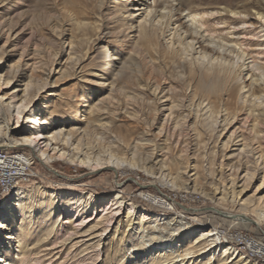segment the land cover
Segmentation results:
<instances>
[{"label":"bare ground","instance_id":"1","mask_svg":"<svg viewBox=\"0 0 264 264\" xmlns=\"http://www.w3.org/2000/svg\"><path fill=\"white\" fill-rule=\"evenodd\" d=\"M148 1L128 0L129 5L124 6L125 13L136 23L127 27L144 50L162 57L163 80L172 79L189 90L188 100L170 103L167 119L163 122L168 124L174 120V130H183L191 119L197 124L198 136L195 139L204 137L201 140L204 155L201 156L200 173L207 179L205 184L210 191L205 192L202 186L198 187L199 173L195 172L194 179L190 180L172 173L163 164L156 167L152 155L141 156L137 145L131 147L120 137L100 131L93 137L96 143L93 146L86 131L79 132L74 126L70 130L55 129L50 127L51 121L47 119L37 121V117L43 114L34 109L35 100L39 91L47 86L48 76L38 82L39 86L32 95L29 94V86L21 91H3L2 85H8L9 79L1 82L0 77V151L19 147L49 168L54 161H64L86 167L91 172L101 168L121 174L127 169L140 170L157 186L176 195L184 198L187 193L189 196L196 193L201 198H208L215 206L231 210L234 213L222 215L228 220L245 221L244 212L256 214L264 220L262 198L244 201L241 197L242 189L252 182L264 184V151L258 152V149H264L261 145L264 143V0H217L216 4L225 3L223 8H184L183 0H179L174 8L170 0H163V3L156 0L152 5ZM158 38L163 39L162 55L155 51ZM104 54L107 56L106 49ZM158 89L159 85H155L150 93L155 101L157 93L162 92ZM175 112L177 114L171 119ZM239 118L250 123L246 133L242 130L237 134L239 126L230 131L239 123ZM23 121H28L27 128L21 127ZM13 123L15 126L11 128ZM13 129L21 135L15 137ZM224 132L226 139L218 150L221 151L218 153L219 161L204 165L205 156H216L214 149H210L208 154L209 136L217 134L219 139ZM231 146H237V149L226 156L225 151ZM195 151L190 152L195 154ZM5 153L0 152V159L1 156L9 157V162L20 159L27 164L21 157ZM179 153L184 157L186 150L181 149ZM233 157L236 159L234 162ZM240 174L242 189L235 192ZM22 185L11 184L2 194L0 183V202L8 196L14 195L15 198V202L10 200L4 205L0 214V264H25L28 261L41 264L40 257L27 259L26 246L22 244V233L25 226L32 224L34 211L30 191ZM127 198L121 187L112 196L101 199L83 193H48L47 200H41L39 204L43 208L40 219L44 218L46 228L41 241L48 237V246L60 249L55 254L60 257L54 263L79 264L90 260L88 264H94L101 254L98 248L104 246L112 232L111 240L124 243V264H130L137 257L141 259L133 264H252L236 243L225 245L226 240H232V235L217 232L215 228L195 232L194 226L182 216L151 214L147 208L137 205L133 198ZM98 204H103L100 210L97 209ZM88 209L93 213L85 224L83 215ZM211 210L216 211L213 207ZM123 211L126 213L124 222L120 217ZM56 212L59 213L58 219L53 220L51 217ZM64 216H67L66 222L59 223ZM88 224L91 225L87 230ZM5 232L9 233L8 239L19 237L20 240L9 241L5 245L1 239ZM88 232L95 242L86 248L97 253L74 261L77 255L72 256L70 251L76 250L81 241L71 242ZM132 235L135 243L130 245ZM250 244L256 243L249 240L244 247L250 248ZM10 250L15 254L8 258ZM250 250L256 254V260H260V251Z\"/></svg>","mask_w":264,"mask_h":264},{"label":"rangeland","instance_id":"2","mask_svg":"<svg viewBox=\"0 0 264 264\" xmlns=\"http://www.w3.org/2000/svg\"><path fill=\"white\" fill-rule=\"evenodd\" d=\"M153 1L156 0H149L148 4L152 5ZM158 1L163 3V0ZM170 1L176 8L179 0ZM183 1L186 4L184 8L225 6L223 2L216 4L217 0ZM127 3L128 0H0V77L1 82L9 79L8 85H2V90L21 91L29 86V94L32 95L39 86L38 82L48 76L47 86L39 91L35 100L34 109L43 114L37 117V121L47 119L51 121L50 127L55 129L70 130L74 126L79 132L86 131L91 143L100 131L120 137L131 147L137 145L141 156L152 155L156 167L163 164L172 173L190 180L194 179L195 172L199 173L198 187L202 186L205 192H209L210 188L205 184L207 179L200 173L203 162L201 156L204 155L201 140L204 137L195 139L198 136L197 124L191 119L186 122L183 130H174V120L168 124L163 122L167 119L170 103L180 99L188 100L189 90L172 79L163 80L162 57L144 50L127 27L130 23L133 26L136 23V20H129L125 13L124 6L129 5ZM105 49L107 56L104 54ZM155 51L163 54V39L156 40ZM155 85H159L158 90L162 91L157 93L156 101L150 95ZM176 114L173 113L171 119ZM242 121L245 119L239 118V123L230 131L239 126L237 134L242 130L246 133L250 123ZM28 124V121H23L20 125L27 128ZM14 126L15 123L11 128ZM11 131L15 137L21 135L17 129ZM216 137L217 134L209 136L208 145V154L210 149H214L216 156H205L204 165L219 161L221 151L218 150L226 139V132L219 139ZM92 144L94 146L96 143ZM261 145L264 147V143ZM236 147L228 148L226 156L235 152ZM181 149L186 150L184 157L179 155ZM261 151L264 149H258V152ZM1 152L21 157L36 174L21 186L30 191L34 209L31 214L33 222L25 226L26 230L21 236L28 260L40 257L41 264H53L60 257L55 256L59 248L48 246L50 238L41 241L46 228L44 218L40 219L43 208L39 204L41 200H47L48 193H83L101 199L112 196L121 187L127 199L133 198L137 205L147 208L151 214L180 215L194 226L195 232L215 228L217 232L232 235V240H226L225 245L236 243L252 264H264V220L256 214L244 212L246 220L241 222L228 220L222 215L231 213V210L215 206L208 198H201L196 193L190 196L187 193L184 198L176 195L169 189L157 186L151 177L140 170L127 169L121 174L101 168L91 172L86 167L70 165L64 161H54L49 168L19 147H9ZM241 177L242 174L239 175L235 192L242 189ZM242 191L244 201L251 198H262L264 201V184L261 185L260 181L252 182ZM14 199L13 195L1 200L0 214L4 205L10 200L15 202ZM101 206L103 204H98L97 209L100 210ZM212 207L217 213L211 210ZM92 213L88 209L83 215L85 224ZM125 214V211L120 214L123 222ZM58 216L56 212L51 218L57 220ZM66 218L64 216L59 223L66 222ZM90 225L85 229L88 230ZM111 233L104 241V246L98 248L101 254L94 264H124V243L120 244L117 239L111 240ZM8 234H1L5 245L9 241L20 240L19 237L8 239ZM89 234L78 236L71 242L81 241L76 250L70 251L72 256L77 255L74 261L78 262L85 256L97 253L86 248L95 242ZM130 240V245L135 243L133 235ZM249 240L256 244L245 248L244 243ZM250 249L260 251V260H256V254ZM128 253L133 255L130 251ZM14 254V250H10L7 257H14ZM140 259L137 257L130 264ZM89 261L79 264H88ZM25 264L34 262L28 261Z\"/></svg>","mask_w":264,"mask_h":264},{"label":"built area","instance_id":"3","mask_svg":"<svg viewBox=\"0 0 264 264\" xmlns=\"http://www.w3.org/2000/svg\"><path fill=\"white\" fill-rule=\"evenodd\" d=\"M35 176L36 174L33 173L23 160L16 159V162H9V157L1 156L0 183L2 184V194L7 192L11 184H25L27 180ZM2 194L0 195V199L2 198Z\"/></svg>","mask_w":264,"mask_h":264}]
</instances>
